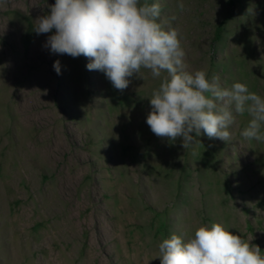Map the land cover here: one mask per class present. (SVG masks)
Returning <instances> with one entry per match:
<instances>
[{"label":"rangeland","instance_id":"obj_1","mask_svg":"<svg viewBox=\"0 0 264 264\" xmlns=\"http://www.w3.org/2000/svg\"><path fill=\"white\" fill-rule=\"evenodd\" d=\"M145 2L179 28L188 71L264 97V0ZM54 4L0 0V264H160L164 238L215 222L264 254V142L241 135L247 113L228 143L157 137L160 80L141 69L120 92L89 58L52 53L55 30L34 24Z\"/></svg>","mask_w":264,"mask_h":264},{"label":"clouds","instance_id":"obj_2","mask_svg":"<svg viewBox=\"0 0 264 264\" xmlns=\"http://www.w3.org/2000/svg\"><path fill=\"white\" fill-rule=\"evenodd\" d=\"M49 13L35 20L37 35L50 33L45 47L52 53L90 59L88 70L105 74L123 92L130 77L150 70L160 80L148 99L146 123L157 137L182 141L184 149L200 142L203 133L226 143L236 116L247 113L241 132L247 140L264 142V97L235 82L225 87L220 76L187 70L179 28L159 21V3L141 0H55ZM183 10V3L178 4ZM172 16L171 20H176ZM53 67L60 74V61ZM194 134V135H193ZM253 237L242 238L222 223L198 226L187 239L171 234L158 244L160 264H264Z\"/></svg>","mask_w":264,"mask_h":264}]
</instances>
